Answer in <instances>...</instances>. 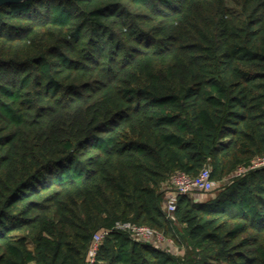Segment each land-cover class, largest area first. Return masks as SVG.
<instances>
[{"label": "trees", "instance_id": "1", "mask_svg": "<svg viewBox=\"0 0 264 264\" xmlns=\"http://www.w3.org/2000/svg\"><path fill=\"white\" fill-rule=\"evenodd\" d=\"M257 157L264 0L0 5V264H88L102 228L92 264H264V164L233 175Z\"/></svg>", "mask_w": 264, "mask_h": 264}, {"label": "built area", "instance_id": "2", "mask_svg": "<svg viewBox=\"0 0 264 264\" xmlns=\"http://www.w3.org/2000/svg\"><path fill=\"white\" fill-rule=\"evenodd\" d=\"M262 164H264V157H257L253 159L249 165L237 166L233 172V175L242 174L249 168H253ZM218 183V180L211 177V168L208 165L204 166L197 175H190L183 170H176L164 183L167 189V194L164 201V207L167 215H169L175 209L179 194L188 193L193 190L209 191ZM167 186H169V188H167ZM111 229L125 230L129 232L135 239L153 241L157 244L165 240L168 242L172 241L170 238L166 237L163 232L146 224H138L130 220H117ZM109 230V228H102L93 234L88 249V264H92L99 244Z\"/></svg>", "mask_w": 264, "mask_h": 264}, {"label": "rangeland", "instance_id": "3", "mask_svg": "<svg viewBox=\"0 0 264 264\" xmlns=\"http://www.w3.org/2000/svg\"><path fill=\"white\" fill-rule=\"evenodd\" d=\"M221 183H222V182H219V183H218L214 188H212L211 190H212V191H213V189H214V190H217V188L220 187ZM167 188H169V186H167ZM166 192H167V189H166ZM161 244L164 245V246H170V247H172V250H174V251H176V249H177V247L172 246L171 243L168 242L167 240L162 241Z\"/></svg>", "mask_w": 264, "mask_h": 264}, {"label": "water", "instance_id": "4", "mask_svg": "<svg viewBox=\"0 0 264 264\" xmlns=\"http://www.w3.org/2000/svg\"><path fill=\"white\" fill-rule=\"evenodd\" d=\"M18 1H22V0H0V5L5 2H18Z\"/></svg>", "mask_w": 264, "mask_h": 264}]
</instances>
